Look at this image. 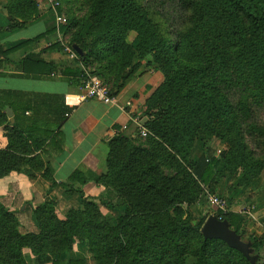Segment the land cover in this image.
<instances>
[{"label":"trees","instance_id":"16d2710c","mask_svg":"<svg viewBox=\"0 0 264 264\" xmlns=\"http://www.w3.org/2000/svg\"><path fill=\"white\" fill-rule=\"evenodd\" d=\"M179 2L186 17L174 30L170 24L166 25L167 19H162L143 0H83L84 13L87 12L89 17L88 26L79 23L74 16L68 19V24L58 28L59 32L65 33L73 29L70 46L79 42L82 49L87 50L86 54L78 55L74 64L97 62L101 68L105 59L104 50L109 49L113 53L120 50V74H117L112 86L108 84L113 94L129 81L131 74L146 58L155 70L163 74V81L146 99L148 108L155 110L149 113L154 118L145 123L151 132L148 140L153 145L150 152L141 146L129 145L118 135L114 136L109 140L111 149L105 159V174L96 175L75 169L66 181L58 182L68 194L79 195L84 210L72 208L58 217L56 204L50 198L37 206L29 204L25 210H31L36 231L20 232L16 216L18 211L0 201V264H26L28 260L40 264L50 257L52 264H85L82 258L71 252L76 241L89 243L94 253V264H106L104 259L107 258L114 259V264H249L240 252L228 247L222 240L203 238L201 227L206 219L191 224L187 219L173 216L169 210L186 193L193 194L188 201L196 199L194 183L216 186L223 178L227 161L231 158L234 161L237 153L241 152V155L230 170L232 173L236 172V167H242L256 176L261 169L260 165L249 164L251 152L244 151L246 146L242 143V133H239L235 148L237 153L234 152L232 157L221 160L202 153L191 160L189 152L196 136L207 130L215 119L226 114L234 116L239 105V101L237 104L233 100L234 94H241L243 100L244 93V104L249 98H253L255 103L263 101L260 95L264 96V0ZM31 3V0H8L3 7L7 11L9 25L6 29L0 28V32L22 28L23 22L32 17ZM16 18H21L23 22L18 23ZM173 23L176 24V21ZM83 30H87L86 35L92 37L91 42L85 41ZM54 31L51 28L7 49L0 40V68L9 53ZM130 31L135 32L133 46L125 41ZM60 47L59 43H55L46 49ZM25 63L31 67L25 68L24 72L35 70L37 76L50 75L56 70L54 64L33 52L21 58L19 64ZM124 68L127 71L122 74ZM61 74L70 85L75 86H80L81 80L86 78V73L78 66H66ZM113 88L117 90L114 92ZM238 88L241 91L238 92ZM53 103L54 100L47 95L0 89V126H4L8 140L7 146L0 149V178L11 171L28 172L23 169L25 165L37 169V166H32L34 161L42 166L38 154H35L37 158H29L27 151H19L20 147L14 144L18 141L27 145L28 138L34 136L30 128L33 121L26 116V111L32 105L53 108ZM7 106L14 113L13 128L5 124L8 119L4 108ZM62 106L58 122L63 120L69 108H73L66 105L64 99ZM36 108L32 111L39 113ZM46 112L52 114V119L55 118L54 110ZM117 140L123 142L119 143L120 151L114 157L113 146ZM38 146L29 148L34 151ZM150 154L160 162L156 164L148 160ZM162 156L171 158L170 165L178 169L177 175L163 176L157 172L159 165L166 161ZM177 156L184 159L185 166L175 158ZM49 169L51 174L46 178L53 185L52 168ZM113 181H116L117 190L125 199V213L119 216L115 225H109L90 215L93 212L95 216L101 209L88 201L82 187L88 182L107 184ZM249 181L248 174H243L242 183L249 184ZM234 186L231 184L229 188ZM220 218L226 219L243 238L241 216L229 213ZM248 241L258 255L257 264H261L259 252L263 242L252 238ZM67 251L69 256L65 259L63 255Z\"/></svg>","mask_w":264,"mask_h":264},{"label":"rangeland","instance_id":"374dc122","mask_svg":"<svg viewBox=\"0 0 264 264\" xmlns=\"http://www.w3.org/2000/svg\"><path fill=\"white\" fill-rule=\"evenodd\" d=\"M31 1V6H33L31 19L29 18L28 20H25L23 22L21 21V18H16L17 22H23L24 26L26 23H32L33 25L35 24V20L37 18H41L44 21V24L42 23L39 29H37L38 25H33L27 31H25L27 35L31 32H35L36 30L42 31L44 29L49 30L51 28H54L56 30L57 26L59 28L60 26H65L66 24H68V19L74 16L78 18L79 23H83L86 27L89 24V17L86 14L87 12L84 13V3L82 4L83 0ZM6 2L8 3V0H0V6H3ZM143 2L147 5H151L152 8L160 14L162 19H167L166 25L170 24L172 30L177 29L182 19L185 20L184 18L186 17V12L184 11L179 0H143ZM161 18L159 19L162 21ZM174 20L176 21V24L173 23ZM24 26H22V28H24ZM86 31L87 30L82 31V36L85 37L86 42H91L92 37L86 35ZM72 32L73 29L69 33L59 32L60 35H49L47 36L46 41L49 43V45L59 43L61 46L59 51H62L64 55H68L70 52H72L74 54V57L72 59L73 66H78V68H80L82 71H84V73H86L85 76L87 74L96 75L101 78L105 83L112 86L113 82L116 81L115 79L117 74H120V50L118 51V53H113L109 49L104 50L103 55L105 56V59L101 63V68L99 67L100 64H98L97 62H93L89 65L83 63L74 64L75 60L78 58V55L86 54L87 50L82 49L79 42H74V44L70 46L69 40L70 34ZM172 37V39H175V36ZM125 41L133 46L136 42L135 32H128ZM68 58L71 60L70 57ZM90 58L94 59L93 57ZM141 63L142 61L140 62V66L135 69L134 72L131 74L129 81L137 77L139 72H150V68H153L148 59L146 63H144L146 66L141 67ZM122 70V74L127 71V69L125 68ZM159 73L161 74V76L154 89L164 79L163 74L160 71ZM82 81L83 80H81V82ZM129 81H127L125 85L120 87L119 90L113 88L114 92L117 90L115 92L116 96L124 89V87L129 83ZM77 87L79 93L81 89H83V85L80 84V86ZM240 88L237 89L238 92L241 91ZM153 90H149L148 88V90L142 93L143 112L140 116V122L143 124V126H145L146 122L154 118L150 117L149 113L152 111L155 112V110H150L146 105V99L149 97ZM234 96V102L238 104L239 101V105H235L236 109L234 116L230 114L223 115L220 118L215 119L207 130L200 132V134L197 135L194 139L192 147L190 148L189 159L193 160L202 153L215 156L216 158L221 160L225 157H232L234 155V152H236L235 148H237L238 146L237 141L239 138V133H242V143L246 146L244 148V151H246L247 153L251 152L249 156V164L260 165L261 169L259 173L256 176H252L246 170H243L242 167H236V172L232 173L230 170L233 169V167L236 165V162H238L237 158L241 155V152H236L237 157H234V161L233 158L227 161L228 163L225 165L226 169L223 174V178L216 184V186L209 187L203 186L202 184L194 183L193 191L194 194H196V199L194 201H188V198L189 200H191L193 194L187 195L186 193L182 197H180V201L179 199L175 201V204L169 211L175 217L178 216L182 219L189 220L191 224H195L199 220L206 219L211 214L221 217L223 214L228 215L229 213H235L241 216L242 218V230L244 233L243 238L248 240L249 238L254 239L252 237V234L246 230L248 221H255V218L253 216L254 214L256 215V218H258V220L260 221L261 226L264 228V96L263 94L260 95V98H262L263 101L259 103H255L253 101V98H249L246 104H244L243 102L244 93H242L243 100H241V94H234ZM5 124L9 127L8 121H6ZM133 125L134 126L132 130L129 131L130 134L120 132L117 133L115 136L118 135L119 138L124 139V141L127 140L129 145H138L151 152V147L153 144L148 140L147 137L151 134V132L145 126V132L141 133L138 131L136 124L133 123ZM112 138H114V136L111 137L109 140H111ZM133 139L135 140V143L128 141ZM109 140L107 142L108 150L106 157L108 156V153L111 149L109 145ZM122 142H119L117 140V142L114 144V157L117 156V152L120 151L119 143ZM14 145L18 148H21H19V151H27V157L29 156V158H37L35 157L36 155L34 151H31L28 145L23 144L22 142L18 143V141H16ZM17 147L15 148L17 149ZM228 151L231 152V154H227ZM32 153H34L33 156H30ZM163 156L162 159L166 161L163 162V164L159 165L157 172L163 176L177 175L178 169L170 165L171 158H163ZM148 157V160H151V162H160V159H154L152 157V154H150V156L148 155ZM175 158H178L180 164L185 166L184 159L178 156ZM40 165L41 164L38 161H34V165L32 166L39 167ZM45 171H47V175L51 174L49 167ZM106 171L107 168L105 165L104 171L100 173V175L105 174ZM243 174H248V177L250 178L249 184L242 183ZM231 184H234L235 188L230 189L229 187ZM95 186L97 188L96 191H93L92 189L90 191V194L88 192L86 195L84 193V195L88 197L89 202L96 205L95 208H100L101 212L96 214L95 216H93L94 213L92 212V214L90 213V215L93 218L97 217L99 220L106 222L109 225H115L119 216L125 213V208L123 207V200L125 199L121 196V193L118 192V184L116 183V181L107 184L101 182L99 184L95 183ZM220 199L224 202L223 209L226 210L225 213H223L220 209ZM81 205V210H84L85 207L83 208L82 203ZM219 209L220 213H218ZM16 210L18 211L16 213V216L18 220L19 231L22 233L30 232L28 230H25L26 220L23 219L24 217L19 216V209L17 208ZM61 210L63 212L60 211L59 208L58 211L57 209H55V213L58 217L65 215L70 210V208H64ZM26 213L27 214H24V216H27V218L29 215L33 217L31 210L27 209ZM88 244L89 243L87 241H83V243L76 241L74 242L71 252L74 253L76 256H85L86 254H89V259L90 257L93 258L92 256H94V253L90 249L92 247ZM68 256L69 251L65 252L63 258L67 259ZM104 262L106 264H114L115 260L112 258H107L104 259ZM260 263L264 264V255L260 256ZM26 264H34V262L32 260H28ZM40 264H52V258L50 257L48 260H45L43 263Z\"/></svg>","mask_w":264,"mask_h":264},{"label":"crops","instance_id":"0c3cea01","mask_svg":"<svg viewBox=\"0 0 264 264\" xmlns=\"http://www.w3.org/2000/svg\"><path fill=\"white\" fill-rule=\"evenodd\" d=\"M7 16L6 9L0 6V28L8 27ZM42 23L44 24V21L37 18L33 25H38L37 29H39ZM33 25L26 23L24 28L0 32L3 47L10 48L46 31L45 29L36 30L27 35L25 31ZM56 30L57 32L54 31L49 35H60L58 26ZM47 36L9 53L0 68V89L24 91L32 95H47L54 100L53 108L32 105L33 107L26 111V116L33 121L30 128L31 134L34 135L32 139L28 138L27 145L31 148L39 145L34 149V153L38 154L42 166L35 169L25 165L23 169H27L28 172L11 171L0 178V201L10 209H19V216L26 220L25 230L30 232L36 231V222L32 216L29 215L28 218L24 216L27 214L25 207L29 204L37 206L50 198L55 202L57 210L59 208L60 211L64 208H81L79 195L77 193L68 194L67 189L59 185L58 182L66 181L75 169L96 175H100L104 171L108 140L120 132L130 134L129 131L132 130L134 122L130 119L129 112L142 114V93L148 88L153 90L161 76L159 71L153 68H150V72H139L137 77L130 80L117 95L118 104H106L94 99L84 100L73 108H69L68 113L63 116V120L58 122L56 121L58 112L63 107L62 99L65 102L67 97L68 99L71 97L69 95L78 93V87L70 85L61 74V70L66 66H73L72 58L70 60L69 56L64 55L58 48L46 49L49 46L46 41ZM29 52L54 64L56 70L46 76H37L35 70L24 72V69L30 68L31 65L19 64V62ZM146 61L147 58L142 61L141 67L146 66L144 64ZM126 101H131L132 107H126L124 105ZM6 108H10V106L4 108L5 112ZM34 108L40 112L34 113L32 111ZM47 110L56 112L54 119L50 112H46ZM11 112L14 119L12 109ZM7 119L9 127L13 128L14 122L12 123L8 116ZM7 144L5 128L0 126V149L5 148ZM34 153L30 156H33ZM48 167L52 168L53 185L46 178L47 172H44ZM82 189L86 195L88 192L90 194L92 189L96 191L97 188L94 182H88ZM253 216L255 221H248L246 230L252 234L255 240L263 242L259 252V255L262 256L264 255V228L256 215ZM88 255L77 257L82 258L85 264H94L93 258L89 259Z\"/></svg>","mask_w":264,"mask_h":264},{"label":"water","instance_id":"95a60500","mask_svg":"<svg viewBox=\"0 0 264 264\" xmlns=\"http://www.w3.org/2000/svg\"><path fill=\"white\" fill-rule=\"evenodd\" d=\"M7 116L13 123L12 112L10 108H6ZM201 233L204 239H220L226 243L230 248H233L240 252L249 264H257L258 255L254 253L251 247V242L244 240L241 235L236 233L230 227L229 222L226 219H221L217 215L211 214L204 221L201 227Z\"/></svg>","mask_w":264,"mask_h":264},{"label":"built area","instance_id":"2783aa9c","mask_svg":"<svg viewBox=\"0 0 264 264\" xmlns=\"http://www.w3.org/2000/svg\"><path fill=\"white\" fill-rule=\"evenodd\" d=\"M68 56L73 59L74 54L70 52ZM82 85H83V89H81L79 93H76L74 95H69L76 97L78 101L71 103L68 101V97H67L65 99L66 105L74 107L78 105L80 102L89 99L99 100L106 104H118L117 96L113 94L108 84L105 83L98 76L87 74L86 78L83 79L82 81ZM124 105L126 107H132L131 101H126ZM129 115H130V119L136 124L138 131L144 133L146 129L145 126H143V124L140 122L141 113H135L133 111H130ZM223 207H224V202L220 199V209L223 213H225L226 210H224Z\"/></svg>","mask_w":264,"mask_h":264},{"label":"bare ground","instance_id":"6f19581e","mask_svg":"<svg viewBox=\"0 0 264 264\" xmlns=\"http://www.w3.org/2000/svg\"><path fill=\"white\" fill-rule=\"evenodd\" d=\"M68 101L71 102V103H74V102H77L78 99H77L76 97H74V96H71V97L68 99Z\"/></svg>","mask_w":264,"mask_h":264}]
</instances>
